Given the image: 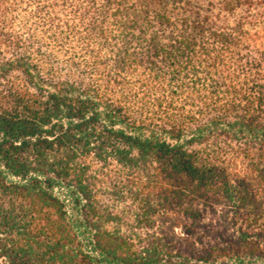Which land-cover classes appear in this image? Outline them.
<instances>
[{"label":"trees","instance_id":"trees-1","mask_svg":"<svg viewBox=\"0 0 264 264\" xmlns=\"http://www.w3.org/2000/svg\"><path fill=\"white\" fill-rule=\"evenodd\" d=\"M0 264H264V0H0Z\"/></svg>","mask_w":264,"mask_h":264}]
</instances>
